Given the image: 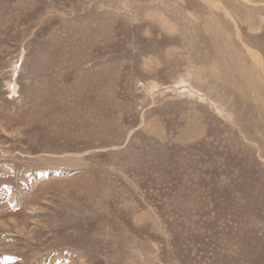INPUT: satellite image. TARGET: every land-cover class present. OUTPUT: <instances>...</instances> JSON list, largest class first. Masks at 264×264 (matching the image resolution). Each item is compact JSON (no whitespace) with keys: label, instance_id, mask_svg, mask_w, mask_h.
I'll list each match as a JSON object with an SVG mask.
<instances>
[{"label":"rangeland","instance_id":"obj_1","mask_svg":"<svg viewBox=\"0 0 264 264\" xmlns=\"http://www.w3.org/2000/svg\"><path fill=\"white\" fill-rule=\"evenodd\" d=\"M0 264H264V0H0Z\"/></svg>","mask_w":264,"mask_h":264},{"label":"bare ground","instance_id":"obj_2","mask_svg":"<svg viewBox=\"0 0 264 264\" xmlns=\"http://www.w3.org/2000/svg\"><path fill=\"white\" fill-rule=\"evenodd\" d=\"M246 1V0H245ZM260 5V4H259ZM235 24V23H234Z\"/></svg>","mask_w":264,"mask_h":264}]
</instances>
